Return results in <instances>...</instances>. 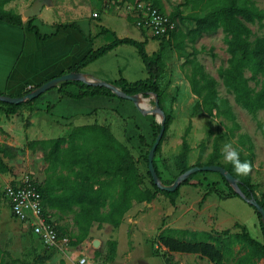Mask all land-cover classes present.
Wrapping results in <instances>:
<instances>
[{"label":"rangeland","instance_id":"374dc122","mask_svg":"<svg viewBox=\"0 0 264 264\" xmlns=\"http://www.w3.org/2000/svg\"><path fill=\"white\" fill-rule=\"evenodd\" d=\"M254 1L264 9V0ZM183 2L161 0L167 13L179 6L181 15H187L191 4L183 5ZM120 4L119 0H9L4 8L20 12L25 20L35 18L34 24L42 33H48L62 23L75 22L83 26L87 33L90 32L92 46L89 52L112 43L115 38L128 37L143 42L150 59L155 52L158 54L161 108L169 117L165 137L153 158L161 182L171 185L180 174L183 140L189 146L183 160L187 167L197 162L226 165V144L230 143L247 156L251 142L254 156L249 176L257 185L259 197L264 191V135L258 125L264 126V111L260 110L254 116L247 113L225 90L218 74V69L227 64L229 57L222 30L193 36L190 34L193 22L179 17L175 19L176 36L170 35L159 41L152 38L149 31L141 32L132 20L124 17ZM248 26L254 36L264 34V24L260 27L255 22ZM160 42L161 48L158 49ZM193 60L216 80L217 94L226 100L229 112L213 111L210 115L202 105L196 104L200 99L191 92L188 81ZM78 72L116 85L119 81L130 84L150 78L138 48L128 43L113 45ZM65 82L64 91L58 90L60 83L36 97L31 103V113L27 103L9 115L5 113L6 107L0 105V143L11 145L18 152L14 158H4L7 169L0 170V247L3 249L0 261L10 264H80L78 261L84 258L83 264H215L199 254L172 252L152 245L160 230L166 227L209 231L215 235L223 229H228L229 234L239 232L240 228L233 225L240 223L252 238L264 241L260 221L250 204L234 196L218 172L197 171L191 178L187 177V184L178 185V195L172 201L170 196L157 193L150 203H134L118 227L93 223L88 237L77 246L69 242L52 248L43 245L32 236L30 227L12 215L2 196L5 182L13 177H29L40 185L46 179L42 152L28 149L29 141L64 136L71 128L84 124L104 125L132 153L143 185L153 189L146 157L156 133V116L142 113L130 99L101 94L76 97L81 92L78 83ZM147 87L150 88V84ZM34 88L28 86L26 91ZM138 94L147 107L154 106L155 93ZM219 134L223 135L219 142L222 154L215 160L210 154ZM207 192L206 198L201 200ZM44 208H47L46 204ZM50 212L57 227L67 232L76 230L71 214ZM111 241H116L113 250ZM239 247L238 244L233 246L234 253H243ZM12 260L16 262L11 263ZM226 264H233V261ZM255 264H264V258Z\"/></svg>","mask_w":264,"mask_h":264},{"label":"trees","instance_id":"16d2710c","mask_svg":"<svg viewBox=\"0 0 264 264\" xmlns=\"http://www.w3.org/2000/svg\"><path fill=\"white\" fill-rule=\"evenodd\" d=\"M8 1L0 0V21L23 26L24 22L20 13L4 8ZM125 1L134 2L135 0ZM151 1L155 7L160 10L163 9L160 0ZM187 4H191L189 14L181 15L179 6H177L176 9L170 12V19L175 20L181 17L179 19L192 21L194 28L190 31V34L193 36L213 33L221 29L229 53L227 64L218 69L225 90L233 96L234 102L247 113L254 116L258 111H264V34L254 36L248 26L249 23L255 22L260 27L263 26L264 9L259 8L254 0H184L183 5ZM33 19L29 18L26 25L29 30L40 35L37 28L32 26ZM68 27L80 31L75 23H62L56 26V28ZM103 30L101 29L102 32ZM170 35L176 36L175 31H172ZM168 36L158 39H164ZM40 37L45 39L50 35H40ZM118 43H128L138 48L150 78L143 82L130 84L119 81L117 85L127 94L153 92L156 94L161 107V89L158 87L157 82L159 57L155 53L153 55L155 59H150L144 49L143 42L128 37L115 38L112 43L90 51L83 59L74 64L70 71H79L85 64ZM192 69L188 81L191 92L200 99L196 104L202 105L205 112L210 115L213 111L217 113L229 112L226 100L221 99L217 94L216 80L209 76L202 65L194 60L192 61ZM75 82L78 83L81 90L80 93L75 95L76 97L100 94L116 96L103 86H91L80 81ZM250 82H253V85ZM65 84L67 82H62L58 86V90L64 91ZM148 84H150V88L147 87ZM66 93L73 95L67 91ZM33 100H26L18 104L0 101V105L6 107L5 113L9 115L15 114L19 106L24 103L29 104V110H32L31 103ZM154 123L153 120L152 124ZM168 124L169 117L165 115V129L155 153L158 152L165 137ZM155 125L157 128L154 139L160 129L159 123ZM258 126L264 135V126L260 123ZM222 136L219 134L213 143V151L210 155L215 160L219 159L222 154L219 145ZM27 148L30 150L39 149L45 163L46 179L43 185L35 183L41 193L44 205L47 206L44 215L50 218V213H52L50 210L72 215V222L76 230L67 232L56 226L59 237L66 236L72 246L79 245L88 237L89 229L93 223H107L113 227H118L124 214L134 203H150L157 193L170 196L171 201L178 195V188L172 192L158 188L152 181L151 176L150 181L153 189L144 186L132 153L104 125L91 123L75 126L64 136L31 140L27 143ZM248 150L247 156L240 153V160L242 162L249 161L252 164L254 153L251 142ZM188 152L189 146L183 140L181 154L183 165L180 173L189 168L183 162ZM17 154L15 147L0 143V170L7 169L3 161L4 158L11 159ZM195 165L202 166L204 164L197 162ZM221 166L237 179L239 188L247 197H253L264 208V191L258 197L256 194L257 185L251 182L249 174L238 175L230 163ZM194 174L196 172L190 174L188 178H191ZM148 175H150L149 171ZM221 178L230 192L234 196H238L224 177L221 176ZM186 180L183 181L184 184H187ZM207 194L208 192L203 195L201 200H204ZM255 213L263 230L260 216L256 211ZM233 226L240 228V231L229 234L228 229H223L215 232V235L209 231H191L166 227L160 230L155 237L156 239L152 241V245H156V248L164 247L172 252L199 254L215 264H226L230 260L233 261V264H255L256 261L264 258V241L260 242L252 238L246 231L245 226L240 223H235ZM29 230L31 232V229ZM31 234L34 237L32 232ZM221 235H224V237ZM235 244L240 246L239 250H243V253H234L233 246ZM110 245L113 250L116 241H111ZM2 250L0 247V252L3 253ZM15 262V260L11 261V263ZM0 264L10 263L0 261Z\"/></svg>","mask_w":264,"mask_h":264},{"label":"crops","instance_id":"0c3cea01","mask_svg":"<svg viewBox=\"0 0 264 264\" xmlns=\"http://www.w3.org/2000/svg\"><path fill=\"white\" fill-rule=\"evenodd\" d=\"M119 2L121 6L127 1L119 0ZM162 8L165 11L163 5ZM21 18L24 22L23 26L0 21V92L8 93L7 95L10 96L23 95L27 92L28 86L36 87L48 79L66 73L89 53L92 46L90 32L87 33L83 26L75 22L72 23L78 25L80 31L71 27H55L48 33H42L34 24V18L32 26L37 28L39 34L50 35L44 39L35 31L28 29L26 25L28 19L25 20L22 14ZM160 48L161 42L158 49ZM21 179L23 178L13 177L5 184L18 182Z\"/></svg>","mask_w":264,"mask_h":264},{"label":"built area","instance_id":"2783aa9c","mask_svg":"<svg viewBox=\"0 0 264 264\" xmlns=\"http://www.w3.org/2000/svg\"><path fill=\"white\" fill-rule=\"evenodd\" d=\"M122 9L139 30L149 31L152 37L168 36L176 28V21L170 19L169 13L155 7L151 1L125 2ZM93 15L97 16L95 13ZM2 196L9 204L12 215L30 227L33 235L43 245L52 248L69 242L66 236L59 237L54 220L44 215L45 208L41 193L29 177L5 184ZM78 262L83 264L84 258Z\"/></svg>","mask_w":264,"mask_h":264},{"label":"water","instance_id":"95a60500","mask_svg":"<svg viewBox=\"0 0 264 264\" xmlns=\"http://www.w3.org/2000/svg\"><path fill=\"white\" fill-rule=\"evenodd\" d=\"M34 12L35 11H33L32 13L30 12V13L34 14ZM65 81H80L86 85L103 86L109 89L111 92H113L117 97L124 98V99H130L131 101H133V103L142 113L151 114V115L156 116V121L160 124V129L148 152L147 162H148V171L150 173L152 181L156 184L158 188L165 190V191L172 192L178 187L180 183L186 180L187 177L194 172H197V171L218 172L221 176L224 177V179L228 182V184L232 187V189L238 194V196L242 198L245 202L250 204L255 209V211L259 214L261 223H262V228L264 231V208L253 197H247L239 188L237 184V179L221 165H215V164L202 165V166L194 165L186 169L184 172L180 173L171 185H165L161 182L156 172L154 163H153V157H154L156 147L159 144L160 139L165 129V114L159 105L157 97L154 100V106L147 107L141 102L142 97L140 96V94H127L115 84L108 83L103 80L95 79L87 74H84L78 71L77 72L69 71L67 73H64V74H61V75H58L51 79L46 80L45 82L37 85L33 90L28 91L20 96H10L4 93H0V101L5 102V103L18 104L26 100H32L38 97L43 92H45L46 90H48L49 88L58 86L60 83L65 82Z\"/></svg>","mask_w":264,"mask_h":264},{"label":"clouds","instance_id":"9594fccd","mask_svg":"<svg viewBox=\"0 0 264 264\" xmlns=\"http://www.w3.org/2000/svg\"><path fill=\"white\" fill-rule=\"evenodd\" d=\"M224 160L227 163L233 165L238 175H248L252 170V164L249 161H241L240 153L238 150L232 147V145L226 144L224 146Z\"/></svg>","mask_w":264,"mask_h":264},{"label":"bare ground","instance_id":"6f19581e","mask_svg":"<svg viewBox=\"0 0 264 264\" xmlns=\"http://www.w3.org/2000/svg\"><path fill=\"white\" fill-rule=\"evenodd\" d=\"M145 106H147L145 103H144V101H141Z\"/></svg>","mask_w":264,"mask_h":264}]
</instances>
